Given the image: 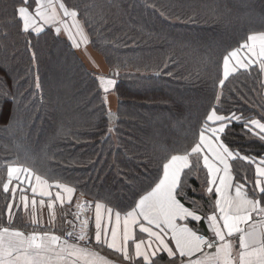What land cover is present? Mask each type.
I'll return each instance as SVG.
<instances>
[{
  "label": "snow or ice",
  "instance_id": "obj_1",
  "mask_svg": "<svg viewBox=\"0 0 264 264\" xmlns=\"http://www.w3.org/2000/svg\"><path fill=\"white\" fill-rule=\"evenodd\" d=\"M11 7L23 53L9 42L7 31L0 33V132L11 144L0 157L5 201L0 264H264V154H242L228 142L232 126L239 124L245 135L264 145V103L257 105L261 118L222 107L237 97L251 106L249 90L264 87V20L260 29L249 28L239 38L203 43L201 61L215 73L200 106L159 121L149 117L151 131L141 146L124 145L133 155L123 168L113 162L122 177L119 188L91 192L86 183L78 187V177L49 162L55 160L49 146L67 135L62 122L44 147L33 140L38 113L45 107L38 45L45 37L54 45L66 39L67 55H72L82 46L112 44L107 34L128 23L126 13L117 0H12ZM174 18L196 22L195 16ZM171 39L192 46L187 37ZM21 55L28 57L23 72L17 66ZM121 67L118 63L110 76L95 78L100 111L109 123L101 144L108 142L111 125L119 119L108 97L117 91ZM153 70L160 75L158 68ZM234 82L242 86L229 88ZM66 95L58 92L55 105ZM56 111L53 106V121ZM73 139L81 142L79 136ZM99 155L88 163L95 167ZM37 204L48 209L47 219L37 213Z\"/></svg>",
  "mask_w": 264,
  "mask_h": 264
},
{
  "label": "trees",
  "instance_id": "obj_2",
  "mask_svg": "<svg viewBox=\"0 0 264 264\" xmlns=\"http://www.w3.org/2000/svg\"><path fill=\"white\" fill-rule=\"evenodd\" d=\"M69 4H84L87 0H67ZM121 10L126 13L128 21L123 27L117 24L112 33H108L112 44L88 45L94 55L99 57L106 69L115 70L121 67L117 91L113 93L115 101L109 104L111 111L118 115L114 120L113 133L109 140L101 144L107 133L109 123L106 114L100 111V98L96 96V76L82 60L79 50L72 49V55L64 44L54 45L47 37L40 40L38 50L43 52L41 59V76L44 85V109L38 113L36 127L33 129V140H39L44 147L52 134V129L62 122L67 134L49 146L55 160L49 162L66 169L73 177L81 180L79 188L96 192L108 188H119V181L114 161L123 168V162L133 155L126 152L128 148L141 146V142L151 131L148 118L159 121L169 116H177L191 106L193 110L200 106L204 91L212 87L211 77L215 68L205 65L199 53H203V43H212L221 38L231 40L244 35L249 28L260 29L264 20V0H117ZM12 0L0 3V33H9V42L15 41L23 53L22 37L17 35V27L11 19ZM149 4L155 7H149ZM163 13V14H162ZM187 18L195 16L196 22L185 23L174 17ZM172 17V18H166ZM218 17L224 19L218 20ZM161 34L170 39L160 38ZM187 37L191 47L175 43L172 37ZM136 43L132 44L131 39ZM92 39H96L95 34ZM201 41L200 44L197 40ZM128 46L125 47L124 42ZM104 50L101 51L100 49ZM194 49H198L194 50ZM28 57L21 55L18 67L23 72L27 67ZM125 61L127 64L125 65ZM167 64V67H165ZM149 65L148 71H143ZM137 67L141 71H137ZM159 69L157 76L153 69ZM171 73V75H169ZM239 82L229 88L241 87ZM67 93L63 102L55 105L57 93ZM227 95V93H226ZM249 103L237 97L236 102L226 101L222 107L225 111L243 109L246 115L261 118L257 105L264 103V87L257 85L256 90H249ZM40 103L37 95V104ZM57 111L56 121L52 120V108ZM73 136H79L76 143ZM228 142L242 154H264V145L244 134L242 125L234 124ZM8 137L0 132V157L10 149ZM99 161L93 167L88 163L89 157ZM79 161V163H76ZM100 161H103L101 163ZM137 163L132 160V164ZM239 167L243 162H236ZM112 166L111 168L109 166ZM131 167V165H129ZM127 174V169H124ZM143 171V169H141ZM135 175L133 169L131 172ZM100 179H97V177ZM193 182L198 185L195 177ZM79 194V193H77ZM5 206L0 190V209ZM21 215V213H20ZM22 218V216H21ZM20 221H18L19 223Z\"/></svg>",
  "mask_w": 264,
  "mask_h": 264
},
{
  "label": "rangeland",
  "instance_id": "obj_3",
  "mask_svg": "<svg viewBox=\"0 0 264 264\" xmlns=\"http://www.w3.org/2000/svg\"><path fill=\"white\" fill-rule=\"evenodd\" d=\"M86 47L82 46L79 50V54L82 58V60L84 61V63L92 70V72L94 73V75L97 77V76H100V75H104V76H110L111 75V72L108 71L105 67V65L103 64L102 60L99 58V57H96V60H91L89 61L88 57L84 55V50H85ZM109 104L114 106L113 105V102L115 101L114 99V95L111 94L109 97Z\"/></svg>",
  "mask_w": 264,
  "mask_h": 264
},
{
  "label": "crops",
  "instance_id": "obj_4",
  "mask_svg": "<svg viewBox=\"0 0 264 264\" xmlns=\"http://www.w3.org/2000/svg\"><path fill=\"white\" fill-rule=\"evenodd\" d=\"M84 55L88 57L89 61L96 60V57H97L96 55H95L96 56L95 57L94 54L88 48H85ZM77 195H79V194H77ZM57 207H59V206L57 205ZM30 210H31V205H30ZM36 210H37L38 214L42 213L44 218L47 219L48 209L46 207L40 208L39 204H37ZM58 215H59V213H58ZM21 216L23 218V211H21ZM59 227H60V223H59V220H58L57 221V228H59ZM102 255H107V250L105 251V253H102ZM109 258H112V257H109Z\"/></svg>",
  "mask_w": 264,
  "mask_h": 264
},
{
  "label": "water",
  "instance_id": "obj_5",
  "mask_svg": "<svg viewBox=\"0 0 264 264\" xmlns=\"http://www.w3.org/2000/svg\"><path fill=\"white\" fill-rule=\"evenodd\" d=\"M112 73V72H111Z\"/></svg>",
  "mask_w": 264,
  "mask_h": 264
}]
</instances>
